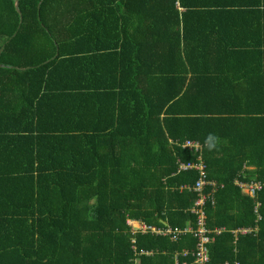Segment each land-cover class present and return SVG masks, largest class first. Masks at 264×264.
<instances>
[{"label": "trees", "instance_id": "16d2710c", "mask_svg": "<svg viewBox=\"0 0 264 264\" xmlns=\"http://www.w3.org/2000/svg\"><path fill=\"white\" fill-rule=\"evenodd\" d=\"M113 52L118 68L82 72L79 55ZM116 73L117 92L73 83ZM187 141L224 185L205 206L226 230L211 264H264V187L235 185L264 183V0H0V264H174L191 234L134 236L127 221L196 225L198 174H177L198 159ZM133 237L154 254L135 263Z\"/></svg>", "mask_w": 264, "mask_h": 264}, {"label": "built area", "instance_id": "2783aa9c", "mask_svg": "<svg viewBox=\"0 0 264 264\" xmlns=\"http://www.w3.org/2000/svg\"><path fill=\"white\" fill-rule=\"evenodd\" d=\"M176 145L182 147L186 150L192 151L198 154V159L196 162H179L178 163V173H182L185 171H196L198 174L197 181L195 182L194 186L188 187V189L193 190L197 198L189 209L190 214L196 217V225L193 227L188 225L185 229H173L170 228L168 225H165L163 228H157L153 226H148L143 222L140 221H133L128 220L127 226L130 227V231L132 235H136L137 233L140 234H152L155 236H164L169 237L171 241L177 242L179 239L184 237L187 234H191L196 240V246L193 250H185L182 253H176L174 257V264H190L187 261H181V258H186L192 256L194 258V264H211L210 253H209V245L215 240V237L225 232V229L219 230H209L207 228V217L205 206L207 202H211L214 204L215 201V194L218 192L219 189L223 188L224 185L218 183L215 180H211L208 178L207 172V165L202 157V152L205 148L199 142L195 141H187L185 143L176 142ZM241 175H244L241 173ZM239 175L235 180V185L238 186L242 192L250 198H255L259 191H261L264 187V183L262 181L257 180L256 178L252 179L248 176H243L240 178ZM186 188L182 187V189ZM258 206L259 203L256 202L254 206V215L256 217V222L260 221V216L258 215ZM258 231V227L255 226L253 228H243L238 229L234 232V237L237 239L240 236L245 235H255ZM135 238H132L133 250L135 253V260L136 263L137 257L141 255L145 256H152L154 254L153 251H145L142 250L140 252L137 251ZM219 264H241L238 261H225Z\"/></svg>", "mask_w": 264, "mask_h": 264}, {"label": "crops", "instance_id": "0c3cea01", "mask_svg": "<svg viewBox=\"0 0 264 264\" xmlns=\"http://www.w3.org/2000/svg\"><path fill=\"white\" fill-rule=\"evenodd\" d=\"M90 46H86V47H82V50H86L88 49L89 50ZM91 48H92V45H91ZM89 52V51H88ZM115 53L113 52V54H91V53H88V54H81L79 55V57H81V64H82V72H84V67H83V63H88V64H92L93 61H100V63L103 64V66L105 68H118L119 64V55L118 56H115L114 55ZM100 55H103V56H100ZM175 68H177V63L175 65ZM160 69H167V66L163 65V66H160ZM114 70V69H113ZM117 70V69H116ZM89 73V72H88ZM117 76V73L115 74V76L113 77H110V76H106V77H103V78H100L99 76H90L88 75V77H85V76H80L78 77L77 80L73 81V83L75 84H81V85H88V89H84V92H96V90H100L99 92L101 94H108V92L110 90H115L113 92H117L119 89H118V83H119V80L118 78H116ZM97 85H100L99 87L100 88H97ZM263 230H264V227H263ZM260 233L259 231V227H258V231L256 233V235ZM262 234V241L264 240V232L261 233ZM261 259H264V250H262L261 252V255H259Z\"/></svg>", "mask_w": 264, "mask_h": 264}, {"label": "water", "instance_id": "95a60500", "mask_svg": "<svg viewBox=\"0 0 264 264\" xmlns=\"http://www.w3.org/2000/svg\"><path fill=\"white\" fill-rule=\"evenodd\" d=\"M15 6H16V9H18V1H16ZM250 178L254 179L255 177L254 176H251Z\"/></svg>", "mask_w": 264, "mask_h": 264}, {"label": "clouds", "instance_id": "9594fccd", "mask_svg": "<svg viewBox=\"0 0 264 264\" xmlns=\"http://www.w3.org/2000/svg\"><path fill=\"white\" fill-rule=\"evenodd\" d=\"M212 145L211 144H209V147H211Z\"/></svg>", "mask_w": 264, "mask_h": 264}, {"label": "bare ground", "instance_id": "6f19581e", "mask_svg": "<svg viewBox=\"0 0 264 264\" xmlns=\"http://www.w3.org/2000/svg\"><path fill=\"white\" fill-rule=\"evenodd\" d=\"M255 198H256V197H255ZM255 198H254V199H255Z\"/></svg>", "mask_w": 264, "mask_h": 264}]
</instances>
